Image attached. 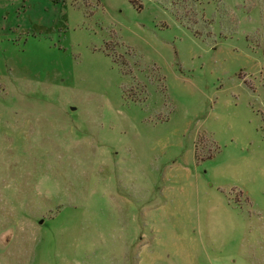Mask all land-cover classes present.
I'll use <instances>...</instances> for the list:
<instances>
[{
	"label": "rangeland",
	"instance_id": "obj_1",
	"mask_svg": "<svg viewBox=\"0 0 264 264\" xmlns=\"http://www.w3.org/2000/svg\"><path fill=\"white\" fill-rule=\"evenodd\" d=\"M0 264H264V0H0Z\"/></svg>",
	"mask_w": 264,
	"mask_h": 264
}]
</instances>
